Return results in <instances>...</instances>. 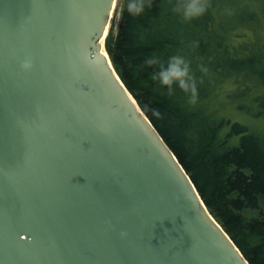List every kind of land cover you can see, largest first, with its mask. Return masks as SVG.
I'll use <instances>...</instances> for the list:
<instances>
[{"label": "water", "instance_id": "1", "mask_svg": "<svg viewBox=\"0 0 264 264\" xmlns=\"http://www.w3.org/2000/svg\"><path fill=\"white\" fill-rule=\"evenodd\" d=\"M116 0H0V264H249L114 71Z\"/></svg>", "mask_w": 264, "mask_h": 264}, {"label": "trees", "instance_id": "2", "mask_svg": "<svg viewBox=\"0 0 264 264\" xmlns=\"http://www.w3.org/2000/svg\"><path fill=\"white\" fill-rule=\"evenodd\" d=\"M104 49L209 214L264 264V0H116Z\"/></svg>", "mask_w": 264, "mask_h": 264}, {"label": "clouds", "instance_id": "3", "mask_svg": "<svg viewBox=\"0 0 264 264\" xmlns=\"http://www.w3.org/2000/svg\"><path fill=\"white\" fill-rule=\"evenodd\" d=\"M185 71L186 70H178L176 69L175 67L172 69V74L176 77H181L185 74ZM162 82L164 83H169L170 80H169V76L167 74H162ZM183 81L181 80V85H183Z\"/></svg>", "mask_w": 264, "mask_h": 264}, {"label": "rangeland", "instance_id": "4", "mask_svg": "<svg viewBox=\"0 0 264 264\" xmlns=\"http://www.w3.org/2000/svg\"><path fill=\"white\" fill-rule=\"evenodd\" d=\"M237 1H239V0H237ZM112 16H113V13H112ZM112 16H111V18H112ZM117 21H118V13H116V16H115V19H114V24L115 25L117 24ZM110 22H111V19H110ZM109 25H110V23H109Z\"/></svg>", "mask_w": 264, "mask_h": 264}]
</instances>
